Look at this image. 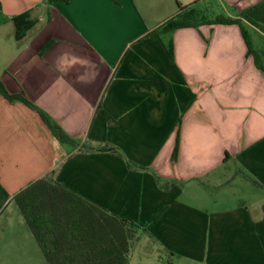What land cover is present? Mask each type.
<instances>
[{
	"label": "crops",
	"instance_id": "0c3cea01",
	"mask_svg": "<svg viewBox=\"0 0 264 264\" xmlns=\"http://www.w3.org/2000/svg\"><path fill=\"white\" fill-rule=\"evenodd\" d=\"M197 1L208 0H0L2 82L76 141L61 143L37 111L0 94V230L24 221L10 209L14 195L54 172L150 231L174 253L171 264H264V71L237 24L147 37L179 4ZM218 1L234 17L260 0ZM26 12L34 24L19 40L13 18ZM105 145L124 157L93 149ZM156 174L173 181L168 190ZM242 175L259 193L222 201L220 191ZM25 226L0 235V264H21V254L36 264Z\"/></svg>",
	"mask_w": 264,
	"mask_h": 264
},
{
	"label": "trees",
	"instance_id": "16d2710c",
	"mask_svg": "<svg viewBox=\"0 0 264 264\" xmlns=\"http://www.w3.org/2000/svg\"><path fill=\"white\" fill-rule=\"evenodd\" d=\"M69 0H49V2ZM198 1L191 5L179 4V12L165 21L155 30L149 32L150 39H160L165 33L180 28H199L204 24H237L248 47V54L254 57L255 65L264 71V46L256 49L249 36L245 24L260 31L264 38V0L241 10L235 11V16L219 14L210 18L207 13L214 5H205ZM200 5V4H199ZM16 28V38L22 39L25 33L33 27L28 12L13 18ZM171 58H174L173 42L166 44ZM0 94L11 102H23L31 107L41 117L51 134L61 143L76 144V141L42 108L35 105L22 94H11L0 78ZM99 151H113L124 157L115 146H101ZM179 139L177 138L172 161L178 158ZM130 168L149 170L139 167L126 160ZM157 184L168 190L172 180H166L157 174ZM26 225L37 241L47 264H132L131 254L134 243L144 238L158 245L155 236L136 224L114 214L99 205L87 200L75 191L69 189L55 178L54 172L43 176L13 197ZM159 246V245H158ZM159 248L165 252L160 246ZM167 252V251H166ZM174 253H168L166 264H171Z\"/></svg>",
	"mask_w": 264,
	"mask_h": 264
},
{
	"label": "rangeland",
	"instance_id": "374dc122",
	"mask_svg": "<svg viewBox=\"0 0 264 264\" xmlns=\"http://www.w3.org/2000/svg\"><path fill=\"white\" fill-rule=\"evenodd\" d=\"M216 2L219 1L216 0ZM205 4L208 6L212 4L214 5V0H208L205 2ZM198 6L201 7L202 5L200 4ZM229 9L227 7L226 9H224L222 8V6L215 5L211 7L207 15L210 18H213L219 14L229 15L231 11L234 12L233 9L230 10ZM247 29L249 36L253 41L254 47L256 49L258 48L260 49V47L263 44L264 38L261 37L260 32H256L258 30L255 29L253 26L247 25ZM254 191L258 192L259 190H257V188L252 184V180H250L247 176L245 175H242L241 177L233 176L227 182L225 188H223L220 191V195L222 196L223 199L222 201L232 204L250 198V194L253 193ZM13 207H16V209H18L14 201L13 204L10 206V209H12ZM21 221L23 220L21 219ZM24 226H25L24 221L21 223L15 218V222L10 223L9 227L0 230V235H13L14 233H18L19 231H21V235H22L23 232L22 229L24 228ZM29 235L32 236V234ZM32 239L34 243V249H35L34 251H36L35 252L36 264H39V260L40 263H42L45 260L44 255L37 241L34 239V237ZM22 257L23 255L21 254V264H26L23 261ZM166 260H167V255L163 252V250L159 248L158 245L153 243L152 240L144 238L141 242L134 243L133 251L131 254L132 264H166Z\"/></svg>",
	"mask_w": 264,
	"mask_h": 264
}]
</instances>
